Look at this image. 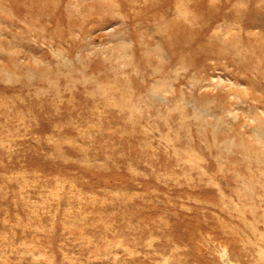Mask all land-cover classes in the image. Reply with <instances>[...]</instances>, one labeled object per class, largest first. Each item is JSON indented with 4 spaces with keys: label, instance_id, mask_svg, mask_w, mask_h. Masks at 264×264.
Here are the masks:
<instances>
[{
    "label": "rangeland",
    "instance_id": "374dc122",
    "mask_svg": "<svg viewBox=\"0 0 264 264\" xmlns=\"http://www.w3.org/2000/svg\"><path fill=\"white\" fill-rule=\"evenodd\" d=\"M0 264H264V0H0Z\"/></svg>",
    "mask_w": 264,
    "mask_h": 264
}]
</instances>
